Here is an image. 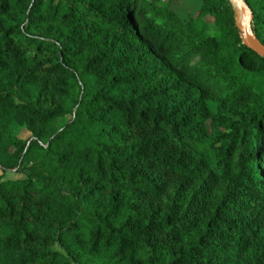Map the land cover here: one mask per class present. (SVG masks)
Wrapping results in <instances>:
<instances>
[{"label":"trees","instance_id":"16d2710c","mask_svg":"<svg viewBox=\"0 0 264 264\" xmlns=\"http://www.w3.org/2000/svg\"><path fill=\"white\" fill-rule=\"evenodd\" d=\"M171 1L0 0V264H264V59Z\"/></svg>","mask_w":264,"mask_h":264},{"label":"rangeland","instance_id":"374dc122","mask_svg":"<svg viewBox=\"0 0 264 264\" xmlns=\"http://www.w3.org/2000/svg\"><path fill=\"white\" fill-rule=\"evenodd\" d=\"M201 1L202 0H172L170 3V8L182 21H188L189 19H192L197 15ZM249 2L253 4L254 0H249ZM231 5L234 12V23L241 33V29L244 26V18L242 16L240 8H238L233 3H231ZM10 133L17 139H20L22 141L27 140L30 136V134L19 121L15 122L14 125H12V127L10 128ZM0 176L4 181L23 179L22 175L10 172L4 174L3 172H1V170Z\"/></svg>","mask_w":264,"mask_h":264},{"label":"water","instance_id":"95a60500","mask_svg":"<svg viewBox=\"0 0 264 264\" xmlns=\"http://www.w3.org/2000/svg\"><path fill=\"white\" fill-rule=\"evenodd\" d=\"M240 8L244 18V26L241 29L242 44L254 54L264 59V46L256 40L250 32V26L253 20V14L243 0H229ZM239 30V29H238Z\"/></svg>","mask_w":264,"mask_h":264}]
</instances>
